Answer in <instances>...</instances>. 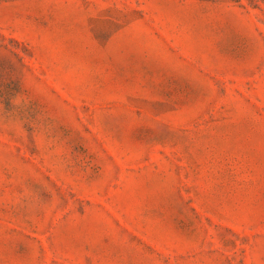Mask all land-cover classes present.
<instances>
[{
  "label": "rangeland",
  "instance_id": "1",
  "mask_svg": "<svg viewBox=\"0 0 264 264\" xmlns=\"http://www.w3.org/2000/svg\"><path fill=\"white\" fill-rule=\"evenodd\" d=\"M0 264H264V0H0Z\"/></svg>",
  "mask_w": 264,
  "mask_h": 264
}]
</instances>
